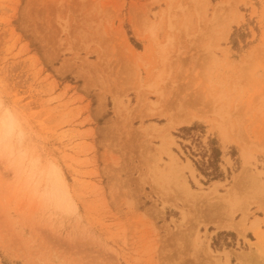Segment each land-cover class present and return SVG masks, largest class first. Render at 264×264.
<instances>
[{"label": "rangeland", "instance_id": "rangeland-1", "mask_svg": "<svg viewBox=\"0 0 264 264\" xmlns=\"http://www.w3.org/2000/svg\"><path fill=\"white\" fill-rule=\"evenodd\" d=\"M257 184L264 0H0V264H264Z\"/></svg>", "mask_w": 264, "mask_h": 264}, {"label": "bare ground", "instance_id": "bare-ground-1", "mask_svg": "<svg viewBox=\"0 0 264 264\" xmlns=\"http://www.w3.org/2000/svg\"><path fill=\"white\" fill-rule=\"evenodd\" d=\"M223 114H224V112H223ZM189 115V116H188ZM187 116H183L182 118H176V116H175V118L174 119H172V120H170L165 126H164V130H171V129H174L175 127H177V126H179V125H189V124H191L192 123V121H194V120H197V119H200L201 117L200 116H198V115H191L190 116V114H188ZM9 118V117H8ZM202 119H203V117H202ZM8 121L10 120V119H7ZM201 120V119H200ZM11 121V120H10ZM7 123H9V122H7ZM11 127V126H10ZM224 128V127H223ZM223 128H221V126H220V128H218L219 130V135H220V138H222L221 140L224 142V141H226V139H228L227 137H226V134H225V131H224V129ZM154 129H155V126H154ZM159 130H160V127L158 128ZM161 129H163V128H161ZM157 130V129H156ZM163 131V130H162ZM227 142V141H226ZM245 154V153H244ZM173 157V156H172ZM246 159V158H245ZM171 164V163H170ZM184 165H186V164H184ZM189 164H187V166H188ZM168 166H170V165H168ZM186 166V167H187ZM190 166V165H189ZM185 167V169H187ZM190 168V169H189ZM188 169H189V171L191 170L192 171V169H191V167H189ZM190 171V172H191ZM246 172V170L244 169L243 171H241L238 175H236V178H234L235 180H234V182H235V185L236 184H239L238 182H240L242 179V177H243V174ZM191 173H193V171L191 172ZM246 174V173H245ZM244 177H245V175H244ZM244 177H243V179H244ZM253 180V179H252ZM258 182V181H257ZM254 183V182H253ZM259 184H261V182L259 181L258 182ZM256 184V183H255ZM216 185L218 186L219 184L217 183V182H214V187L212 188V190L210 191L211 192V197H213V195L214 194H216ZM186 186H187V184H186ZM184 184H183V188H184V190H185V193L186 192H189V189H187V187H186ZM254 186V185H253ZM235 187V186H234ZM182 188V189H183ZM255 188V187H254ZM262 186L260 187V185H258L257 184V186H256V195H258V197H260V198H257L260 202H258V205L259 204H262L261 202L264 200V188H263V190H262ZM183 190V191H184ZM253 191H254V189H253ZM210 192H208V194H207V196H209L210 195ZM213 192V193H212ZM255 192V191H254ZM227 194L224 196L223 194H221V195H223V196H221V197H223L222 199H224L223 201H224V203L223 204H225V205H227L228 207H229V210L231 211V213L229 214V218L227 219V220H225V221H222V220H218V221H215V222H213L212 224H213V227H214V229H216V230H222V229H227V230H230V229H232V230H234V231H237V232H239L240 234H242L243 235V233H244V230H246L245 229V221H246V217H247V215H248V213H247V210H248V208L246 207V209H245V206H243L244 207V209H242L240 206H239V208H238V205L237 204H235L234 202H233V200H232V198L234 197V195H233V197L231 196L232 194H230V191L228 190L227 192H226ZM253 193V192H252ZM255 194V193H254ZM205 195V194H204ZM204 195H203V197H204ZM217 195V194H216ZM219 195V194H218ZM207 196H205V197H207ZM251 196V195H250ZM249 196V197H250ZM210 197V196H209ZM252 197H254V196H252ZM206 199V198H205ZM221 199V200H222ZM251 199H253V198H251ZM220 200V201H221ZM235 200V199H234ZM219 201V202H220ZM222 201V202H223ZM221 203V202H220ZM228 203V204H227ZM222 204V203H221ZM237 205V206H236ZM247 206L249 207V205H248V203H247ZM260 206V205H259ZM235 207H236V209H235ZM263 204L260 206V208H261V210L263 211ZM241 208V209H240ZM234 209V210H233ZM232 210H233V212H232ZM235 212H239L240 214H242V217L239 219V221H233L232 220V218H233V215H234V213ZM256 221H258V219H255L254 221H252L253 223L251 224V228H253V229H255V223H256ZM263 240H264V233H259L257 236H256V241L254 242V243H252L253 244V247L256 249H262L263 248V246H262V242H263ZM263 244H264V242H263ZM262 252H263V250H261ZM254 252L255 251H250V252H245V253H241V254H239L238 255V260H239V262H241V264H245L246 262L245 261H248V260H250V258H252L253 256H254ZM257 256V255H256ZM245 262V263H244ZM252 263V262H251Z\"/></svg>", "mask_w": 264, "mask_h": 264}, {"label": "trees", "instance_id": "trees-1", "mask_svg": "<svg viewBox=\"0 0 264 264\" xmlns=\"http://www.w3.org/2000/svg\"><path fill=\"white\" fill-rule=\"evenodd\" d=\"M218 156V154L216 155V157ZM208 177H210L212 180H216L219 178V176H214V175H208Z\"/></svg>", "mask_w": 264, "mask_h": 264}, {"label": "crops", "instance_id": "crops-1", "mask_svg": "<svg viewBox=\"0 0 264 264\" xmlns=\"http://www.w3.org/2000/svg\"><path fill=\"white\" fill-rule=\"evenodd\" d=\"M256 219L260 220V218L256 217Z\"/></svg>", "mask_w": 264, "mask_h": 264}]
</instances>
